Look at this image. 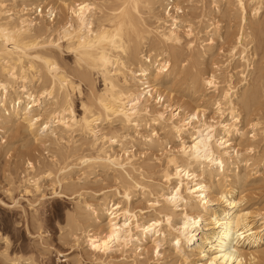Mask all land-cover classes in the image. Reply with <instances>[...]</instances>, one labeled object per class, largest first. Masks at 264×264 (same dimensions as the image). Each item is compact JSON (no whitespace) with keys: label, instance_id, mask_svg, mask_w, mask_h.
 <instances>
[{"label":"bare ground","instance_id":"bare-ground-1","mask_svg":"<svg viewBox=\"0 0 264 264\" xmlns=\"http://www.w3.org/2000/svg\"><path fill=\"white\" fill-rule=\"evenodd\" d=\"M18 1H21L20 8H17ZM28 1L0 0V131L23 121L27 123L29 131H36L37 135L39 134L33 139L43 141L40 135L49 130L54 137L52 144L57 146L53 154L54 163L49 166L58 165L59 175L56 174L54 178L59 184L65 181L74 164L81 165L83 170L91 169L90 173L94 171L93 169L103 168L115 174L113 178L111 176L116 183L112 192H102L100 200L95 204L90 201L82 202L79 198L74 206V216L68 215L67 224L72 229L70 233L75 245L79 248L85 244L93 255L100 257L97 259L101 260L95 261L96 264L116 263L112 259H107L114 251L121 252V263L130 261V264H137L138 258L148 252L144 241L149 243L156 256L162 255L160 248L164 243H168L171 252L165 258H175L172 260L173 264H188L191 256L205 259L207 264H257L259 259L257 249L264 241V220L259 222L262 226L255 228L253 226L255 222L251 220L252 213L241 209L240 203L232 199L239 190L236 191V186L231 183L228 173L233 171L230 166L237 167L242 161L241 147L246 142L244 138L247 133L240 127L243 121L241 112L243 110L244 117L250 119L252 117L249 115H254L253 107L256 108V105L260 104L259 99L264 96V76L260 79L258 77L262 73L259 72L260 75L254 79L250 78L253 84L250 83L251 87L246 86L244 91L240 90L242 93L239 96L238 89L233 86L239 81L234 84L231 76L224 79L222 87L221 81H218L214 74H205L198 70V73L189 79L191 82L186 76L187 83L190 82L194 87L200 84L202 91L205 90L209 95L218 94L214 100V110L223 119L214 120L206 116V105L201 104L208 102L204 92V95L198 98L201 105H194L189 109L182 105L164 103L166 93L160 87L162 82L176 77V71L181 73L179 69L182 66H177L182 63L179 48L183 45L189 51L198 49V53L194 52L197 53L193 57L194 60H200L201 54L206 52L203 51L204 47L199 38L193 33L190 23L178 17L179 0H100V2L64 0L67 14L60 24L56 22L58 7L55 4L48 3L45 15H42L43 10L39 9L38 3L34 7L37 15L32 17L34 12L29 13ZM245 1L234 0L239 12L237 13L243 18V22H240L243 26L241 32L239 31V37L237 35V41L235 39L236 43L231 46V59L227 61L226 67L238 54L240 59L235 58L243 63L240 64L243 70L239 72L243 78L242 76L240 78L248 82L247 77L252 74L251 72L244 74L252 59L248 46L256 41L255 37L257 41L264 38V20L247 25L244 21L247 7L245 4L249 5L252 18H256L264 11V0H247L246 3ZM156 3H159L162 12L156 11L157 8L155 10ZM169 4L171 7L168 8ZM172 7L176 12L174 14L170 13ZM248 16L247 19L250 17ZM182 35L188 38L185 44H182ZM203 40L205 39L201 41ZM46 44L59 50L65 48L73 53V64L76 66V69H73L76 70L74 71L77 76L70 71L68 73L64 69L65 65L62 67L63 64L56 59V52L43 48ZM177 67L180 72L176 70ZM193 67L195 69V65ZM190 68L189 72L192 70ZM260 69L264 68H257ZM227 70L226 68L224 71ZM237 72L236 75L239 74ZM92 74L101 79L103 86L101 89L95 88ZM224 80L222 79V84ZM83 81L87 82L86 86L88 85L90 93L89 98L81 102V115L78 116L74 113L72 96L76 92L80 93ZM192 85L189 88L193 87ZM199 90H196V93ZM211 103L213 104V101ZM47 105L51 108L47 109ZM39 109L48 112L46 120L41 121ZM255 116L258 119V115ZM147 120L154 129L151 127L152 132L145 136L144 147L151 149L154 146L158 148L169 144L166 137H163L162 144L159 142L158 130L169 132L179 141L177 148L169 146V149L159 157V161H163L160 162L163 168L157 170V174L161 172L164 182L161 179L163 183L160 181L159 183L165 187L160 189L156 187L158 191L155 192V187L151 183L155 192H150L155 197L153 200L150 199V214L154 212L151 216L137 215L130 207L132 188L143 189L146 186L140 182L142 179L137 180L135 179L137 176L134 178L132 175L135 171H144L141 163H138L133 155L122 158L111 152L112 145L121 141V137L127 138V133L124 136L118 133L120 135L118 136L113 132L102 133L104 131L99 128L105 121H116L119 126L121 125L120 128L138 129L141 124L148 123ZM252 120L253 118L248 121L247 126L251 127L253 133L259 122L253 123ZM52 122L57 124V129L51 127ZM144 126L146 128V125ZM137 129L134 130L136 133L139 131ZM56 130L59 131L58 136ZM78 131L91 137L90 140L83 138L84 141H89L87 144H78L79 140L76 144V139L74 141L68 139L65 142L67 146L60 145V141L68 137L64 139L63 135L71 136ZM138 136L143 137L142 134ZM255 137L253 133L251 138ZM134 140L137 141L136 138ZM134 140L129 142L132 143ZM132 145L134 147L133 143ZM244 146L247 152L255 148V144L253 148L251 143H245ZM244 161L247 163L250 160L244 158ZM45 168L42 174L53 176L46 165ZM53 169L57 171L56 168ZM147 169L151 170V167ZM234 172L236 177L237 174ZM146 177L148 179V176ZM85 179L83 178L84 181ZM221 179L227 182V186L220 187ZM243 181L245 183V180ZM30 182L37 189V180ZM151 185L149 184L147 188H151ZM71 187L69 185V189ZM83 196H86L85 193ZM215 201L219 206H214ZM260 219H264V215ZM86 223L88 225H82ZM114 232L116 239L108 241L105 245L104 241ZM94 244L97 246L94 247ZM207 244L209 248H206ZM251 248L256 249L250 250ZM132 249L137 252L131 251Z\"/></svg>","mask_w":264,"mask_h":264},{"label":"rangeland","instance_id":"rangeland-1","mask_svg":"<svg viewBox=\"0 0 264 264\" xmlns=\"http://www.w3.org/2000/svg\"><path fill=\"white\" fill-rule=\"evenodd\" d=\"M63 1L64 0H29L27 4H29L28 6V8L30 9L29 13H33L34 7L37 6L38 3H40L39 9L43 10L42 15H45V11L48 3L55 4V6L58 7V15L56 22L58 21L57 24H60V21L62 22L66 18L65 16L67 14L64 8ZM20 2L18 1L19 5H17L18 6L17 8H20ZM98 2H100V0ZM246 2L247 0L245 1V3ZM177 6L180 9L178 11V14L180 16L178 17H181L182 20H185L190 23L191 28L193 29V33L197 38H199V42L202 43L201 45H203L204 47L203 51L205 50L206 54L205 53L201 54V57H199L200 60H194L193 57L195 56V54L198 53V49L197 51L195 50L196 48L194 49V51L193 50L189 51L183 45L182 47H180L182 48L181 50L179 48L178 53L180 54V60L182 61V63H179L177 66L178 67L182 66V67H180V69L177 67L176 70L178 69L181 70V73H178L176 71V77L175 76L171 77L162 82L160 87H162L161 89H163L164 93H166L164 103L171 105H182L186 109H189L194 105L203 104L204 106L206 105V109H207L206 116L208 118H213L214 120H222L223 118H221L214 110L215 107L214 100L215 98L217 99L218 94L209 95V93L205 92V90L202 91V87L200 84L199 85L197 84V86L199 87H197L196 85L194 87L190 83L191 77L196 73H198V70L199 72H203V73L205 72V74H214L215 76H217L218 81H221L220 82L221 85L220 83L219 85L222 87L224 86L225 83L224 79H228V77L231 76L232 82L234 80L233 82L234 84L235 82L239 81V83H236V85H233L232 83V85L238 89V96H239L242 93L240 92V90L244 91V89H246L248 86L251 87L250 83L253 84V82H251L253 80H251L250 78L254 79L255 77H258L257 75H260V73L264 74V71H260L264 69L257 70V68H264V38H262L261 41L258 38L259 39L258 42L256 39L257 37H255L256 41H254L252 44L248 46V49L250 50L248 51L250 54H252V57L250 56V59L252 58L251 60L253 61L252 62L251 60L249 61V63L251 64L249 65L248 68L247 67L245 68L246 70L244 74L246 75L248 74L247 72H251L252 74H250V76L253 75L254 77L248 76L247 77L248 82H244L241 79L243 78V75L239 73L243 70V66L241 67L243 63L241 61H237V58H235L238 57V60L240 59L238 54H236V56L231 61L229 66L227 65L228 67H226L227 61L231 59L230 57L231 48L236 43L243 26V23H240L243 22V18L242 16H240V14H238L239 12L234 4V0H215V1L214 0H179L177 2ZM245 6L247 7H246V14L244 21L245 23H247V25L248 23H252V22L256 23L264 20V15H262L264 14V11L260 12V14L258 15L260 16L259 18H257L258 16L256 18H252L251 11L248 7L249 5H247L246 3ZM169 7H171V4H169L168 8ZM154 8L155 10L157 8L156 11L160 10L162 12V8L159 6V3H156L154 5ZM170 13L172 14L176 13L173 7L171 8ZM36 15L37 12H34L32 17ZM247 15L250 16V17L248 16L249 17L248 19H247ZM62 18L64 19L62 20ZM247 27L248 26H246V28ZM181 28H185V27H181ZM237 31L240 32L238 33ZM207 32L209 34H207ZM214 32L216 35L214 34ZM206 38L207 40L208 39L209 40L207 41ZM202 39H205L203 40L204 42L201 41ZM187 40L188 38L185 35H182V44H185ZM209 45L210 48H208ZM43 48L52 49L54 53L56 52L55 55L51 50H49L51 53H53L52 55L56 56V59L58 58L60 60L59 61L61 62L60 64L61 65L63 64L62 67H64L65 65L64 69L67 70L68 73L70 71L71 74L77 76V74H75L76 66L75 64H73L74 55L72 52L70 53V51H68L65 48H63V50L61 49L59 50L54 47L48 46L47 44L43 45ZM205 48L208 50H206ZM253 48H255L254 49L255 51L253 50ZM194 52L197 53L194 54ZM236 52L238 53L239 51ZM234 61H236L237 63L239 62L238 63L239 65H237V63H233ZM200 62H202L203 64H201ZM254 63L256 64L254 65ZM192 64L195 65V69ZM235 64L238 66L239 71ZM189 66H191L192 68L190 72L192 71L193 73L189 72V68H190ZM232 66L236 68L233 69ZM199 67L200 69H197ZM181 68L184 69L183 71L186 73H184ZM226 68L228 69L226 71L227 73L224 71L226 70ZM235 71L236 72L238 71L237 74L238 73L239 74L236 75ZM224 74L227 76H225ZM262 74L258 77L259 79L260 77L264 76ZM233 75L234 78H232ZM186 76L188 77V81H190L188 83ZM240 76L242 77L240 78ZM92 78L94 80L95 88L98 90L101 89L103 87L101 79L96 74H92ZM174 78L175 79L177 78L176 81ZM222 79L224 80L223 84H222ZM173 80L175 83L173 82ZM181 81H183L184 83ZM86 84L87 82L83 81L81 84L80 93L76 92L74 93V96H72L73 109L76 111V112L74 111V113H76V115L78 116L81 115V102L86 101L87 98H89L90 91H88L89 88L88 85L86 86ZM166 84L168 85L167 87ZM191 85L193 87L189 88ZM243 85L245 87H243ZM195 88L196 90H199L200 88L199 91L201 92L197 91L196 93ZM191 92H193L195 95L199 94V96H194L193 93L191 95ZM203 92L206 94L205 96L207 98L206 101H208L207 103L209 104H207L206 102L201 103L200 99H198L201 98L200 96L204 95ZM211 96H213V98H211ZM262 97L264 96H261V99H259L260 104H257L256 108L253 107V109H255L252 111L254 112V115L253 114L252 115L250 114L251 116L249 115V117L253 118L252 120L253 123L259 122V125L253 132L256 135L255 139L251 138L253 133L251 131V127L247 126L248 121H250L252 118L248 119V117H244L245 112L243 110L241 112L242 113L241 121L242 120L243 121L241 122L242 125L240 123V127L244 129L243 131L247 133L246 137H249L248 139H250L249 141L245 137L244 138L246 141L245 143H251L252 147L255 144L254 146L255 148L253 147L254 150L247 152V150H245L246 146H244L245 143H243V146L241 147L242 155H243L241 157L242 158V161L240 162L241 164L238 163L237 167L230 166V168L233 169V171L232 173H228L229 178L231 179V183L236 186V191L239 190L238 192L235 193L232 199L240 203L241 209L245 211H250L252 213L251 220H254L253 223L254 222L255 223L253 224V226L255 228L260 227V225L262 226V224H260L259 222L261 220H264V219H260V217L264 215V166H262L264 165V158H262L264 157V154H262L264 153V134H262V132H264L262 131V128H264V98ZM197 101L199 102L197 103ZM211 101H213V104L211 103ZM210 103L212 105H210ZM46 108L49 109L51 108V106L47 105ZM39 113L41 114L40 117L41 121H44L48 118L47 116L48 112L45 111L44 109L42 110L39 109ZM255 115H258V119L257 116ZM115 122L116 121L103 122L99 128H101L104 132H102V130L100 132L109 133V134L113 132L115 135L118 136H120L118 133H120L121 136L122 135L124 136L127 133L128 135V137L126 136L127 138L123 139V137H121L120 138L121 141L114 143L112 145L111 152L122 158L127 157L126 155L128 156L133 155L132 157L138 163L139 162L141 163L142 169L144 168L143 169L144 171L142 170L137 172L135 171L133 172L132 175L134 176V178L135 176H137V178H135L137 180L138 178L140 180L142 179L143 181L141 180L140 182H143L142 185L144 186L146 184L145 186L146 188L145 187L143 189L132 188V198L130 201L131 204L130 207L132 211L137 215L143 214L144 216H151L153 215L154 212L152 211V213L150 214L151 209L149 208V206L151 200H153L155 197H153L154 195L150 192H153L154 189L153 186L155 187L154 189L155 192L156 190L158 191V189L165 187V185L159 183L161 179H162L161 181L164 182V179L161 176V172L157 174L158 172L157 170L163 168V164L160 163L163 161H159L160 160L159 157H161V153L169 149V146H171L172 148L173 147L177 148L179 146L178 145L179 141L176 140L173 137V135L170 134L169 132H161L158 130L159 142L162 144V142L164 141L163 137H166V139H168L169 141V144L167 146L162 145L158 148L154 146L153 148L150 149L144 147L145 145L144 142H146V140L144 139L145 136L149 135L148 132L151 133L152 129H154V127L151 126V123H149L148 120H147L148 123L141 124L140 125L141 127L138 126V129L134 127L132 128L130 127V129L125 128L127 129V131L124 129V127L120 128L121 125L119 126V123L117 122L115 123ZM144 125H146V128ZM51 127L53 129L54 128L57 129V124L55 122H52ZM151 127L152 129L150 130ZM136 129L139 130L138 131L139 133L138 132L136 133V131H134ZM157 129H155V131ZM56 131H57L56 136H58L59 131L58 130ZM75 133L71 134V136L63 135L64 139L66 136L68 137H66V139L63 141H60V145L67 146L65 142L68 139L70 141H74L76 139L75 140L76 144L78 140H79L78 144L79 143L87 144L89 141L87 142L86 140L91 139V137L90 138L87 137V135L83 132L80 133L78 131L76 134ZM138 134L139 135L142 134L143 137L138 136ZM76 135L79 137H77ZM129 135L131 136V138ZM38 136L39 134L37 135L36 131H32V132L29 131L27 123L23 121L14 123L11 126L9 125L7 130L5 131H0V264H96L95 261L101 260V259H97L100 257H98L97 255H93L85 247V244H82L81 247L79 248L75 245L74 239L72 238L70 233L72 232V229L69 226V224H67L68 222L67 217H69L70 215L74 216L73 215L75 214L74 206H76V203L79 200L82 202L90 201L92 202V204H95L98 203V201L100 200L102 192H106V193L112 192L114 187H116L114 186L116 183L113 182L114 179H112L113 176H115V174H113L111 170L109 171L108 169H103V168H98V170L93 169L94 171L92 170L93 172L90 173L91 169H89L90 171L87 169L83 170V168L81 169V165L74 164V166H72L74 170L71 169L72 172L71 171L69 172L65 181L61 182L62 184L61 185L57 182V179L54 178V176L59 175L58 165L53 166L54 168L57 169V171H54L53 167L49 166L50 164L53 165L52 164V162L54 161L53 154L55 153V149L57 148V146H54V144H52V142L54 141L53 134H51V132L48 130L47 132L42 133L40 135L43 141L41 140L36 141L33 139L34 137H38ZM81 136L82 138H80ZM83 138H86V140L84 141ZM133 138L134 139L136 138L137 141L134 140ZM130 140H134L131 141L134 144V147H132L133 146L132 143L129 142ZM142 142L143 144H141ZM187 143H189L188 140ZM251 156L254 160L253 159L251 160ZM244 158L245 160H250L248 161L249 163L248 162L245 163ZM260 159L262 160V162H260ZM242 162H244L245 165ZM146 164L150 165L151 170L147 169L150 167H147L148 165L146 166ZM45 165L47 168L50 169L53 176L48 177L42 174L43 169H46ZM80 169L83 171L81 172ZM234 169H236L235 172ZM87 171H89L90 174L89 176L87 174L88 173ZM149 171L151 172L149 173ZM233 172L237 174L236 175L237 179L233 174ZM244 174L247 175V177ZM146 176H148V179ZM145 177L146 179H144ZM149 177H152L154 180ZM83 178H86L85 181L83 180ZM126 179L128 178L126 177ZM29 180L30 181L37 180V185H38L37 189L35 188L34 184ZM221 180H220V184H221L220 187H223L225 185L227 186V182H224L223 179ZM243 180H245V183ZM67 183L71 185L73 188L71 187L69 189V185ZM148 183L150 185L152 183L153 185V186L151 185L152 186L151 188L148 187L149 191L147 190L148 189L147 186L149 185ZM63 185L64 187L62 188ZM156 187H158V189ZM61 188L62 190H60ZM151 189L152 191H150ZM95 192L98 194H96ZM146 192H148L149 194H147ZM84 193L86 196H83ZM149 195H151V197ZM214 203H216L214 206H219V203L217 201H215ZM82 225L86 226L88 224L86 223ZM260 244L261 247L257 249L259 253L258 254L259 259L257 260V264H264V241H262ZM144 245L147 246L148 252H146L145 254L141 255L138 258L137 264H173L174 263V261L172 260H175V258L173 257L165 258V256L168 255L169 252H171V248L168 243H164L161 246L160 248V252L162 253L161 256L155 255L154 251L151 250V246H149V243H147V241H144ZM206 248H209L208 244L206 245ZM254 249L256 248H251L250 250H254ZM131 251L137 252V250L135 249H132ZM134 252L130 254L133 255ZM107 259L114 260L116 263H113L112 261L113 264H119V263L128 264L130 262V261H126L125 263H121L122 256H121V252L119 251L111 252L109 258ZM188 264H207V263L205 259H198L196 256H191Z\"/></svg>","mask_w":264,"mask_h":264},{"label":"snow or ice","instance_id":"snow-or-ice-1","mask_svg":"<svg viewBox=\"0 0 264 264\" xmlns=\"http://www.w3.org/2000/svg\"><path fill=\"white\" fill-rule=\"evenodd\" d=\"M114 239H116L115 232H114V234L112 236H109L108 240L104 241L105 245L108 244V241L114 240ZM93 246L96 247L97 245L94 244Z\"/></svg>","mask_w":264,"mask_h":264}]
</instances>
